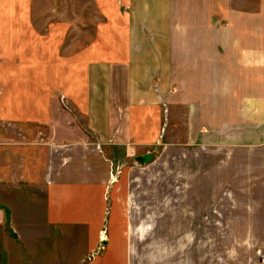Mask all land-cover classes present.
<instances>
[{
	"label": "rangeland",
	"instance_id": "1",
	"mask_svg": "<svg viewBox=\"0 0 264 264\" xmlns=\"http://www.w3.org/2000/svg\"><path fill=\"white\" fill-rule=\"evenodd\" d=\"M85 1L89 0H0V264H32L29 252L35 256L43 251L54 253L59 264L103 263L106 256L122 254V250L130 255L129 264H264V229H246L245 222L241 228L232 227L229 206L250 210L257 200L246 192H234V183H222L219 196L211 199L209 212H203L209 218L207 228L138 226L142 219L157 223L176 212L177 221L185 222L186 211L197 207L189 192L201 189L199 177L208 164L219 163H209L208 150L202 149L201 143H215L223 136L189 133L187 113L180 108L171 113L174 106L170 101L163 102V113L147 114L154 123L157 117L159 130L150 135L145 146L126 151L96 145L103 165L92 166L95 176L88 172L80 149L84 146L72 143L79 137L64 130L85 125L81 113L92 72L88 65L102 56L95 47L107 26L96 18L91 21L96 10L93 13L90 6L81 5ZM219 2L225 3L226 16L219 20L212 13L210 30H256L258 44L264 45V0ZM213 8L215 12L218 9L216 5ZM110 9H114L113 3ZM93 71L98 77L102 74ZM162 72L166 75L168 71ZM179 73V93L176 91L172 100L180 101L186 96L182 91L186 75L196 77V71ZM112 92L116 95L117 89ZM213 114L211 122L230 120L227 113ZM255 117L264 120V113ZM195 123L201 124L200 117ZM262 129L259 125L256 130V142L264 140ZM259 151L252 159L241 157L243 168L234 173L263 175L264 152ZM147 152L154 153L153 160L138 164L134 156ZM103 155L104 162L100 159ZM223 157L221 151L217 158ZM63 167L75 171L78 178L98 179L90 182L102 193L100 200L97 198L99 216L93 242L84 228L58 229L24 220L27 208L31 218L40 220L46 201V172L59 178ZM257 184L249 182L247 187ZM86 208L88 203L82 207ZM126 211L129 230L122 229L126 220L122 212ZM247 217V222L253 220L251 214ZM105 264L115 263L110 260Z\"/></svg>",
	"mask_w": 264,
	"mask_h": 264
},
{
	"label": "crops",
	"instance_id": "2",
	"mask_svg": "<svg viewBox=\"0 0 264 264\" xmlns=\"http://www.w3.org/2000/svg\"><path fill=\"white\" fill-rule=\"evenodd\" d=\"M219 1L89 0L81 4L90 6L93 13L96 10L91 21L96 18L107 24L97 42L99 46L95 47L102 56L88 65L92 72L85 86V110L82 109L81 113L85 125L83 128H64L67 133L79 137L72 143L84 146L80 147L81 154L87 160L90 174L95 176V168L91 170L94 164L97 167L102 164L96 145L126 151L136 145L145 146L150 135L159 130L157 117L154 123L147 114L163 113V102L170 101L174 106L171 113H177L178 108L184 109L189 133L223 136L215 143L204 140L201 143L202 149L208 150L209 163L215 160L219 163L208 164L199 177L201 189L189 192L197 207L186 211L185 222L177 221L176 212L175 216L157 223L142 219L138 225L140 228L154 229L157 224L168 229H177L179 224H184L186 229L207 228L210 222L203 212H209L211 199L219 196L222 183L229 182L234 183V192H246L257 199L255 207L250 210H242V205L229 206L232 227L241 228L240 224L245 222L243 227L246 229H264V174L234 173L243 168L241 157L252 159L260 149L264 152V140L256 142V130L259 125L264 127V120L258 121L255 117L257 113H264V45L258 44L256 30L230 28L226 31L222 27L210 30L212 13L217 14L219 20L226 16L225 3ZM215 5L218 7L216 12ZM94 69L102 71L100 77L95 75ZM163 70L168 71L166 75ZM179 71H196V75L193 74L196 77L186 75L185 88H182L186 96L180 101L172 100L180 79ZM165 77L169 80L165 81ZM113 88L117 89L116 95ZM213 113H227L230 120L211 122V116H216ZM199 117L201 124L195 123ZM261 133L264 134V129ZM221 151L224 157L217 158ZM100 159L106 160L104 155ZM62 170L58 173L59 178L46 172V201L40 220L31 218L29 208L24 220L28 224L40 222L58 229L84 228L91 241L98 227L97 198L102 193L92 186V178H86L85 173L83 178H78L75 171L68 172L66 167ZM254 181L257 186L247 187ZM86 203L89 208L85 211L82 207ZM109 214L112 219L114 210L111 209ZM122 214L126 219L122 229L129 230V212ZM248 214L252 215L251 222H247ZM243 218L246 221H242ZM113 226L111 221L110 228ZM29 254L32 264H50L52 261L59 264L60 261L53 256L54 253L51 255V251L35 256L32 252ZM117 254H109L103 263L92 264H105L110 260L115 264L130 263L129 254L125 255L123 250L122 254ZM61 263H65V258Z\"/></svg>",
	"mask_w": 264,
	"mask_h": 264
},
{
	"label": "water",
	"instance_id": "3",
	"mask_svg": "<svg viewBox=\"0 0 264 264\" xmlns=\"http://www.w3.org/2000/svg\"><path fill=\"white\" fill-rule=\"evenodd\" d=\"M153 158H154L153 152H147L144 154H139V155L134 156L135 161L140 165L149 163L150 161L153 160Z\"/></svg>",
	"mask_w": 264,
	"mask_h": 264
}]
</instances>
